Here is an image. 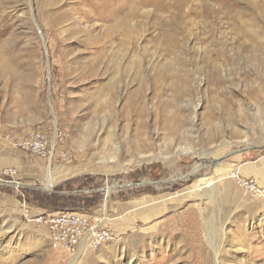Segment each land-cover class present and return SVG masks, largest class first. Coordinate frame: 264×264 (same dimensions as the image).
Listing matches in <instances>:
<instances>
[{
	"label": "rangeland",
	"instance_id": "1",
	"mask_svg": "<svg viewBox=\"0 0 264 264\" xmlns=\"http://www.w3.org/2000/svg\"><path fill=\"white\" fill-rule=\"evenodd\" d=\"M0 145V264H264V0H0ZM24 202L114 238L53 250Z\"/></svg>",
	"mask_w": 264,
	"mask_h": 264
},
{
	"label": "built area",
	"instance_id": "2",
	"mask_svg": "<svg viewBox=\"0 0 264 264\" xmlns=\"http://www.w3.org/2000/svg\"><path fill=\"white\" fill-rule=\"evenodd\" d=\"M4 139L15 149L48 159L49 164L56 158L58 139L50 138L46 130L31 129L21 137L6 134ZM4 173L14 175L15 171L7 169ZM237 178L251 189L258 190L253 181H243L239 176ZM22 214L27 221L41 224L47 229L53 250L63 251L69 255H75L82 245L96 248L114 238V230L103 226L100 219L75 210L32 215L31 208L24 202Z\"/></svg>",
	"mask_w": 264,
	"mask_h": 264
},
{
	"label": "crops",
	"instance_id": "3",
	"mask_svg": "<svg viewBox=\"0 0 264 264\" xmlns=\"http://www.w3.org/2000/svg\"><path fill=\"white\" fill-rule=\"evenodd\" d=\"M13 162V151L7 146L0 145V167L10 166ZM52 179V174H51Z\"/></svg>",
	"mask_w": 264,
	"mask_h": 264
},
{
	"label": "bare ground",
	"instance_id": "4",
	"mask_svg": "<svg viewBox=\"0 0 264 264\" xmlns=\"http://www.w3.org/2000/svg\"><path fill=\"white\" fill-rule=\"evenodd\" d=\"M198 165H199V164H197V165L195 166V169L191 172L192 174L198 172ZM51 170H52V169H51L50 167H48V173H47V174H48V184H49V185H47V187H52L51 182H52L53 179H51V173H52ZM191 173H190V174H191ZM183 178H185V177H183ZM177 179H178V178H177ZM177 179H176V180H177ZM202 181H203L204 183H206V186H210V187H211V185H213V183H212V182H213V179H209V180H208V179H203ZM201 188H202V187H201ZM111 191H112V189L108 187V194H109ZM209 192H210V191H209ZM105 202H106V201H105ZM106 206H107V202H106ZM106 210H107V209H106ZM85 247H87V246H86V245H82L81 248H80L79 253L83 252ZM79 253H78V254H79ZM71 264H72V263H71Z\"/></svg>",
	"mask_w": 264,
	"mask_h": 264
}]
</instances>
